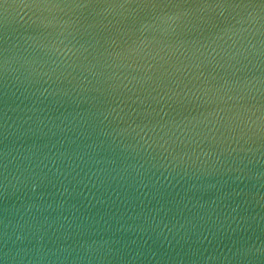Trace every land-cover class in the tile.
<instances>
[{
  "label": "clouds",
  "instance_id": "1",
  "mask_svg": "<svg viewBox=\"0 0 264 264\" xmlns=\"http://www.w3.org/2000/svg\"><path fill=\"white\" fill-rule=\"evenodd\" d=\"M0 264H264V0H0Z\"/></svg>",
  "mask_w": 264,
  "mask_h": 264
}]
</instances>
